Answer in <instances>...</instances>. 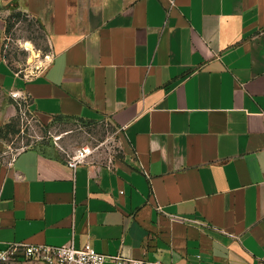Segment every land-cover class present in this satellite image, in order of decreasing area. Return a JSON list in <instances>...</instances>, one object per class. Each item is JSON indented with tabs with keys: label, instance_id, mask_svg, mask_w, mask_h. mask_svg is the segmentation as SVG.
I'll use <instances>...</instances> for the list:
<instances>
[{
	"label": "crops",
	"instance_id": "0c3cea01",
	"mask_svg": "<svg viewBox=\"0 0 264 264\" xmlns=\"http://www.w3.org/2000/svg\"><path fill=\"white\" fill-rule=\"evenodd\" d=\"M18 14L49 46L32 75L4 54ZM22 97L43 120L110 122L123 153L11 151ZM0 217V248L264 264V0H0Z\"/></svg>",
	"mask_w": 264,
	"mask_h": 264
},
{
	"label": "rangeland",
	"instance_id": "374dc122",
	"mask_svg": "<svg viewBox=\"0 0 264 264\" xmlns=\"http://www.w3.org/2000/svg\"><path fill=\"white\" fill-rule=\"evenodd\" d=\"M27 41L32 43L33 49L26 48ZM3 45L4 54L13 67L29 75L41 70L50 56L42 27L23 14L15 15L9 22ZM11 125L5 140L13 152L42 141L53 142L66 157L88 144L95 148L92 156L99 160L115 158L124 151L119 130L106 120L85 122L59 117L43 120L30 110L20 111L19 108Z\"/></svg>",
	"mask_w": 264,
	"mask_h": 264
},
{
	"label": "built area",
	"instance_id": "2783aa9c",
	"mask_svg": "<svg viewBox=\"0 0 264 264\" xmlns=\"http://www.w3.org/2000/svg\"><path fill=\"white\" fill-rule=\"evenodd\" d=\"M11 95L21 98L17 92H11ZM22 99L24 100L18 101L20 111L29 110L27 99L25 97ZM94 151L95 148L89 144L78 147L71 155L67 156L66 161L69 166L76 167L86 163ZM33 261H43L47 264H105L106 261L114 264H160L145 258L109 255L99 252L89 245L78 247L72 238L62 245L11 241L5 247L0 248V264H24Z\"/></svg>",
	"mask_w": 264,
	"mask_h": 264
},
{
	"label": "bare ground",
	"instance_id": "6f19581e",
	"mask_svg": "<svg viewBox=\"0 0 264 264\" xmlns=\"http://www.w3.org/2000/svg\"><path fill=\"white\" fill-rule=\"evenodd\" d=\"M26 45V48H28V49H33L32 48V43L30 42V41H27L26 43H25Z\"/></svg>",
	"mask_w": 264,
	"mask_h": 264
},
{
	"label": "water",
	"instance_id": "95a60500",
	"mask_svg": "<svg viewBox=\"0 0 264 264\" xmlns=\"http://www.w3.org/2000/svg\"><path fill=\"white\" fill-rule=\"evenodd\" d=\"M105 264H114L113 262L106 261Z\"/></svg>",
	"mask_w": 264,
	"mask_h": 264
},
{
	"label": "trees",
	"instance_id": "16d2710c",
	"mask_svg": "<svg viewBox=\"0 0 264 264\" xmlns=\"http://www.w3.org/2000/svg\"><path fill=\"white\" fill-rule=\"evenodd\" d=\"M18 15H20V14H18ZM10 126H11V123L7 124V127H10Z\"/></svg>",
	"mask_w": 264,
	"mask_h": 264
}]
</instances>
